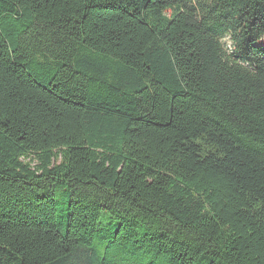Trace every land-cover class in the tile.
<instances>
[{
  "label": "trees",
  "instance_id": "trees-1",
  "mask_svg": "<svg viewBox=\"0 0 264 264\" xmlns=\"http://www.w3.org/2000/svg\"><path fill=\"white\" fill-rule=\"evenodd\" d=\"M0 264H264V0H0Z\"/></svg>",
  "mask_w": 264,
  "mask_h": 264
},
{
  "label": "rangeland",
  "instance_id": "rangeland-1",
  "mask_svg": "<svg viewBox=\"0 0 264 264\" xmlns=\"http://www.w3.org/2000/svg\"><path fill=\"white\" fill-rule=\"evenodd\" d=\"M226 41L229 42V44H230L229 38H227Z\"/></svg>",
  "mask_w": 264,
  "mask_h": 264
}]
</instances>
